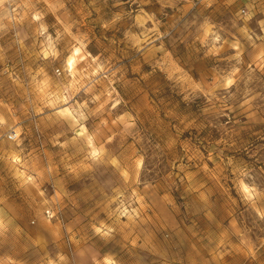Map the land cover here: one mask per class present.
Returning <instances> with one entry per match:
<instances>
[{"label":"rangeland","instance_id":"374dc122","mask_svg":"<svg viewBox=\"0 0 264 264\" xmlns=\"http://www.w3.org/2000/svg\"><path fill=\"white\" fill-rule=\"evenodd\" d=\"M0 264H264V0H0Z\"/></svg>","mask_w":264,"mask_h":264},{"label":"built area","instance_id":"2783aa9c","mask_svg":"<svg viewBox=\"0 0 264 264\" xmlns=\"http://www.w3.org/2000/svg\"><path fill=\"white\" fill-rule=\"evenodd\" d=\"M242 15H246L245 11L242 10L241 12ZM56 73L59 74V70H56ZM8 140H15L16 139V133L15 131H11L8 136H7ZM46 214L49 215V211H46Z\"/></svg>","mask_w":264,"mask_h":264}]
</instances>
